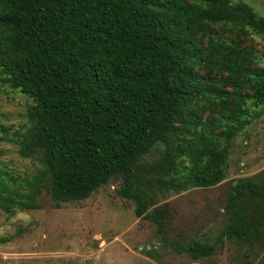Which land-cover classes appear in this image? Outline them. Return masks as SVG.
Masks as SVG:
<instances>
[{
  "label": "trees",
  "instance_id": "obj_1",
  "mask_svg": "<svg viewBox=\"0 0 264 264\" xmlns=\"http://www.w3.org/2000/svg\"><path fill=\"white\" fill-rule=\"evenodd\" d=\"M247 33L263 36L264 16L242 0H0L1 81L34 103L15 141L41 164L21 182L0 169V209L32 208L41 189L82 200L120 177L141 216L151 185L219 184L232 139L264 108V65L242 44ZM148 171L163 177L134 190ZM223 238L264 249V173L232 185ZM171 244L194 259L215 251Z\"/></svg>",
  "mask_w": 264,
  "mask_h": 264
},
{
  "label": "rangeland",
  "instance_id": "obj_2",
  "mask_svg": "<svg viewBox=\"0 0 264 264\" xmlns=\"http://www.w3.org/2000/svg\"><path fill=\"white\" fill-rule=\"evenodd\" d=\"M257 15L264 16V0H242ZM229 36L225 29L221 30ZM231 37V36H229ZM242 44L264 65V35L245 34ZM33 101L1 81L0 169L21 182L41 169L35 156L19 153L15 131L29 126L28 111ZM256 117L231 141L226 177L212 187H189L160 191L151 185L147 207L135 214L137 203L121 193L123 182L114 177L87 198L55 202L41 189L34 207L0 209V264H264V249L257 243H236L217 236L226 219V202L232 185L240 177L264 173V108L252 110ZM3 133L0 131V136ZM160 151L146 154L148 166ZM161 174L143 172L132 188ZM177 177L172 183L180 182ZM144 183V184H143ZM151 216L162 219L165 234L157 231ZM215 244V251L198 259L177 250L190 240Z\"/></svg>",
  "mask_w": 264,
  "mask_h": 264
}]
</instances>
